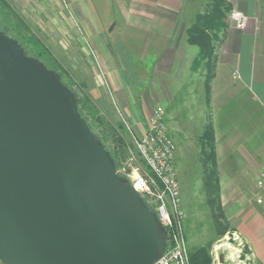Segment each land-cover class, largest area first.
I'll return each instance as SVG.
<instances>
[{
  "label": "water",
  "instance_id": "obj_1",
  "mask_svg": "<svg viewBox=\"0 0 264 264\" xmlns=\"http://www.w3.org/2000/svg\"><path fill=\"white\" fill-rule=\"evenodd\" d=\"M168 240L76 93L0 29V260L155 264Z\"/></svg>",
  "mask_w": 264,
  "mask_h": 264
},
{
  "label": "rangeland",
  "instance_id": "obj_2",
  "mask_svg": "<svg viewBox=\"0 0 264 264\" xmlns=\"http://www.w3.org/2000/svg\"><path fill=\"white\" fill-rule=\"evenodd\" d=\"M7 1L28 27L26 29L19 22L24 27L23 32L28 36L34 35L49 49L65 67L74 82V88L80 94L82 88L86 89L100 114L116 129V137L120 140H108L107 147L113 153L121 155L119 161L126 162L131 167L138 166L142 171L146 168L131 141L128 125L123 117L141 136L146 132L148 122L155 113L160 108L164 110L169 134L176 144L174 163L181 190L183 227L190 256L203 250L202 258L209 257L210 264H251L244 240L234 230V226L224 237L217 236L212 216L213 201L206 195L203 185V162L213 165L212 152L215 149V141L207 138L211 120L207 67L203 64L204 71H199L204 76L201 81L190 80L189 69L185 65L179 66L180 71L171 77L167 78L163 72L156 75L155 59L165 47V41L154 35L149 49L146 42L149 41L146 38L149 33L143 27V23L150 20L147 10L153 8L156 2ZM182 1L180 20L185 22L205 11L210 0ZM12 22L19 24L15 16ZM113 24L115 27L109 31ZM181 26H184L183 22ZM108 66L114 68L117 80L111 82L106 75ZM189 84L193 88L200 84L199 96L182 95L183 89ZM114 87L123 92V100L129 105V110L124 111L119 105L118 97L113 94L116 90ZM234 161L236 164L233 173H237L235 175H240L238 179H242L241 193L237 194L239 200L258 209L264 216V208L253 200L257 179L250 175L247 177L249 172L244 170V163L236 156L230 160ZM216 170L218 173V169ZM243 178L251 180L244 184ZM232 195L227 194L226 199H231ZM242 209L244 207L238 213H242ZM223 210L228 220L234 214L228 206L223 207Z\"/></svg>",
  "mask_w": 264,
  "mask_h": 264
},
{
  "label": "crops",
  "instance_id": "obj_3",
  "mask_svg": "<svg viewBox=\"0 0 264 264\" xmlns=\"http://www.w3.org/2000/svg\"><path fill=\"white\" fill-rule=\"evenodd\" d=\"M154 1V7L147 10L150 20L143 27L149 33L146 37L149 41L145 40L149 49L154 35L165 41V47L155 59L156 75L163 72L167 78L171 77L180 71L179 66L185 65L189 79L201 81L204 76L199 71H204V66L198 70L193 68L199 48L188 42L187 30L192 19L180 20L183 1ZM227 1L232 10L247 16V25L241 29L230 21L223 42L214 54L216 65L208 84V96L215 161L223 207L228 206L234 213L229 216L231 228L234 226L241 234L251 264H264V216L239 200L242 179L233 173L236 162H230L236 156L249 172L247 177L255 179L264 167V0ZM106 70L111 82L117 80L113 67L108 66ZM196 85V88L191 84L186 86L182 95L199 96L200 84ZM113 94L123 110L129 108L121 90L116 89ZM246 179L244 184L250 178ZM227 194H233L231 199H226ZM243 207V212L238 213Z\"/></svg>",
  "mask_w": 264,
  "mask_h": 264
},
{
  "label": "trees",
  "instance_id": "obj_4",
  "mask_svg": "<svg viewBox=\"0 0 264 264\" xmlns=\"http://www.w3.org/2000/svg\"><path fill=\"white\" fill-rule=\"evenodd\" d=\"M6 11L8 12L6 13ZM232 11L233 10L227 0H210L206 10L195 15L187 30L188 42L199 48L198 57L194 62V70H198L203 64H205L208 70L206 77V82L208 84L212 79L216 65L214 54L223 42L229 22L231 21L230 17ZM13 15L18 23L22 22L23 26L28 29V27H26L23 23L22 18L16 13V11L12 10L8 1L0 0V29L8 35H10V31H12L10 36L20 42L23 46L25 55L39 60L44 67L56 72L62 78L63 83L76 93L79 101L80 114L90 125L95 136L105 144L107 150L115 159L116 164H118L119 157H121V155L113 153L107 147L108 140L115 142L120 140L116 137V129L100 114L96 104H94L90 95L86 92V89L82 88V94H80L74 88V82L70 79V75L66 71L65 67H63L61 63L52 55L49 49L34 35L28 36L25 32H23L24 27L22 24H12V19H14ZM207 132L209 133L207 138H209V140L211 138L214 140L213 127L211 123ZM203 151H205V149ZM212 154L214 156V163L212 166L207 164V161L203 162V185L206 195L213 201V221L217 236L221 238L231 231L232 228L230 221L227 219L223 210L220 178L216 170L215 149ZM202 253L203 250H199L195 255L192 257L190 256L191 264H210V258L206 257L203 259V256L201 255Z\"/></svg>",
  "mask_w": 264,
  "mask_h": 264
},
{
  "label": "built area",
  "instance_id": "obj_5",
  "mask_svg": "<svg viewBox=\"0 0 264 264\" xmlns=\"http://www.w3.org/2000/svg\"><path fill=\"white\" fill-rule=\"evenodd\" d=\"M230 18L238 28L244 29L247 25V17L239 10H233ZM123 119L146 168L142 171L138 166L131 167L126 162L118 161L117 172L156 212L169 234L167 252L155 264H191L183 227L181 190L174 163L176 144L169 134L165 112L160 108L141 136ZM253 200L264 208V167L258 174ZM0 264L4 263L0 260Z\"/></svg>",
  "mask_w": 264,
  "mask_h": 264
}]
</instances>
